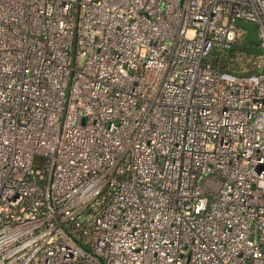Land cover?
Instances as JSON below:
<instances>
[{
  "label": "built area",
  "instance_id": "1",
  "mask_svg": "<svg viewBox=\"0 0 264 264\" xmlns=\"http://www.w3.org/2000/svg\"><path fill=\"white\" fill-rule=\"evenodd\" d=\"M234 19L264 51V0H0V264H264Z\"/></svg>",
  "mask_w": 264,
  "mask_h": 264
},
{
  "label": "trees",
  "instance_id": "2",
  "mask_svg": "<svg viewBox=\"0 0 264 264\" xmlns=\"http://www.w3.org/2000/svg\"><path fill=\"white\" fill-rule=\"evenodd\" d=\"M264 51L256 44L244 43L238 39L229 49L213 48L207 61L218 71H227L238 76L264 73V65L259 62Z\"/></svg>",
  "mask_w": 264,
  "mask_h": 264
},
{
  "label": "water",
  "instance_id": "3",
  "mask_svg": "<svg viewBox=\"0 0 264 264\" xmlns=\"http://www.w3.org/2000/svg\"><path fill=\"white\" fill-rule=\"evenodd\" d=\"M233 23L243 29L245 31V33L243 34L241 40L244 43H253L258 45L259 41L257 38V29H256V25L253 22H249V21H244V20H240V19H234Z\"/></svg>",
  "mask_w": 264,
  "mask_h": 264
},
{
  "label": "rangeland",
  "instance_id": "4",
  "mask_svg": "<svg viewBox=\"0 0 264 264\" xmlns=\"http://www.w3.org/2000/svg\"><path fill=\"white\" fill-rule=\"evenodd\" d=\"M261 65H264V56L261 58V60H260V62H259ZM206 178H204L203 180H202V183L204 182V180H205Z\"/></svg>",
  "mask_w": 264,
  "mask_h": 264
}]
</instances>
